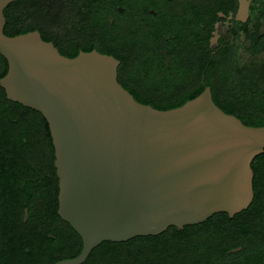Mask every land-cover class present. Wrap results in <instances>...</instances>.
<instances>
[{"label": "flooded vegetation", "instance_id": "flooded-vegetation-1", "mask_svg": "<svg viewBox=\"0 0 264 264\" xmlns=\"http://www.w3.org/2000/svg\"><path fill=\"white\" fill-rule=\"evenodd\" d=\"M244 5L248 14L239 19ZM57 7L49 2L30 11L16 4L12 11L47 24L53 12L70 18L61 39L80 52L104 31L121 62L119 82L143 104L174 109L206 87L214 98L212 83L225 103L239 100L241 111H251L244 103L264 96V0H61ZM8 70L0 54V81ZM252 169L248 208L168 228L159 243L171 254H150L154 241L131 239L114 242L119 250L110 263L99 249L103 242L83 264H264V153ZM60 190L48 120L10 100L0 82L1 256L54 262L68 244L82 252V238L59 214Z\"/></svg>", "mask_w": 264, "mask_h": 264}, {"label": "water", "instance_id": "water-1", "mask_svg": "<svg viewBox=\"0 0 264 264\" xmlns=\"http://www.w3.org/2000/svg\"><path fill=\"white\" fill-rule=\"evenodd\" d=\"M15 1L0 0V54L9 64L0 82L10 100L48 120L59 214L83 240L80 255L56 264H83L103 242L157 236L248 208L264 126L226 113L210 87L174 109L139 102L119 82L113 55L92 50L70 58L38 30L8 36L5 10ZM244 14L247 5L238 18Z\"/></svg>", "mask_w": 264, "mask_h": 264}, {"label": "trees", "instance_id": "trees-1", "mask_svg": "<svg viewBox=\"0 0 264 264\" xmlns=\"http://www.w3.org/2000/svg\"><path fill=\"white\" fill-rule=\"evenodd\" d=\"M49 2L52 3V9L54 10L55 8H58L57 4L59 2H61V0H44L42 2V4H40V5L43 7V6H46V4ZM16 4H18L20 6V8H26V9L31 8V6H32V5H30L31 0H17L15 2H12L9 4L7 9L5 10V16L7 19L6 26H5V33L8 36H17L20 34H24V33H28L31 31L38 30L41 32L43 39L46 41H49V42H53L55 44V46L60 50V52L63 55L70 57V58H73V57H76L77 55H79L80 51L71 50V49L66 48V46L64 45V43L61 39L62 38L61 37V31H62L64 25L68 21H69V23H71L70 18L67 19V18L63 17L61 14H57V13L53 12L55 15L52 13L53 16L50 19V23L46 24L40 18L35 17V19H27L26 16L28 14L22 15L20 13H14L12 11V9H13V6ZM36 7H37V5H35V8ZM75 21H78V19ZM111 46H112V44L109 43L107 36L104 34V31H99V36L95 40H93L91 45L84 47L83 51H92L93 49H96L103 54L112 55L113 53H112V49H111L112 47ZM214 66H215V68L217 66V69H219L218 63H215ZM212 86L214 88V101H215V103L220 108H222L226 113L233 114V115L237 116L248 126H255V127L264 126V96H260V98L258 100H249L248 103H244L245 105L249 104L248 108H251V111H241V109H242L241 106H243V105H241V102L239 100L229 99L225 103L224 100H222L218 97L217 92L215 90V87H216L215 84L212 83ZM203 90L204 89L201 88L193 96L182 101L179 104V106H177V107H180V106L184 105L187 101L197 97L198 95H200L203 92ZM161 238H162V235L149 236V237H137L135 239H132L130 241V243H135L138 240L149 239V240L154 241V245L149 247V249L147 251L148 253L156 254L157 252H159L160 255L171 254L170 250H172V248H168V249L163 248V250L160 249L161 244L159 243V240ZM117 244L118 243L107 241V242H104L99 248L102 251V253L105 254L103 256H106L107 258L110 259L109 260L110 263H112L111 261H112V259H114V257H117L118 250H119V247L117 246ZM106 245L109 246V248L104 247ZM72 247H73L72 244L71 245L68 244V246L66 248L67 253H65L62 257L58 258L59 260H54V262L77 257L78 254L80 253V251H78L76 253L71 249ZM158 249H159V251H158ZM97 251H99V250H97ZM135 253L140 254L141 252L136 251ZM135 253H133V251H132L131 254H135ZM49 261H52V262L49 263ZM54 262H53V260H48L45 258L39 259V260H31V258H24V257L14 258V257H11L7 254L2 255V256L0 255V264H53ZM114 263L116 264V261H114Z\"/></svg>", "mask_w": 264, "mask_h": 264}, {"label": "rangeland", "instance_id": "rangeland-1", "mask_svg": "<svg viewBox=\"0 0 264 264\" xmlns=\"http://www.w3.org/2000/svg\"><path fill=\"white\" fill-rule=\"evenodd\" d=\"M43 1H44V0H31V4H30V5H32V6H31V9L34 8V9L36 10L38 7L41 6L40 4H42ZM35 5H37L36 8H35ZM31 9H30V10H31ZM53 14H54V13H53ZM53 14L50 15V19H51V17L53 16ZM43 15H44V14L42 13V17H43ZM54 15H55V14H54ZM26 18H27V19H31V18L29 17V15H27ZM41 19H42V20L44 21V23H45V19H44V18H41ZM47 22H48V20L46 19V24H47Z\"/></svg>", "mask_w": 264, "mask_h": 264}]
</instances>
